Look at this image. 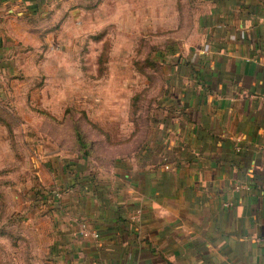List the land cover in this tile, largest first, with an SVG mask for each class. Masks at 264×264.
Wrapping results in <instances>:
<instances>
[{
	"label": "crops",
	"instance_id": "0c3cea01",
	"mask_svg": "<svg viewBox=\"0 0 264 264\" xmlns=\"http://www.w3.org/2000/svg\"><path fill=\"white\" fill-rule=\"evenodd\" d=\"M64 1L0 0V60L5 35ZM187 6L194 34L126 147L94 165L38 149L34 264H264V0Z\"/></svg>",
	"mask_w": 264,
	"mask_h": 264
},
{
	"label": "rangeland",
	"instance_id": "374dc122",
	"mask_svg": "<svg viewBox=\"0 0 264 264\" xmlns=\"http://www.w3.org/2000/svg\"><path fill=\"white\" fill-rule=\"evenodd\" d=\"M194 21L187 0H65L4 36L0 264L38 259V149L52 142L67 156L79 154L77 126L88 162L114 157L126 147L116 141L133 125L141 129L161 92L166 53L180 50Z\"/></svg>",
	"mask_w": 264,
	"mask_h": 264
},
{
	"label": "trees",
	"instance_id": "16d2710c",
	"mask_svg": "<svg viewBox=\"0 0 264 264\" xmlns=\"http://www.w3.org/2000/svg\"><path fill=\"white\" fill-rule=\"evenodd\" d=\"M74 135H75V140L77 142L76 152L87 157L89 155V152H90L88 150L89 145H88V142L85 139L82 131L77 126L74 128ZM100 157L101 156L98 157L97 161L100 164H105L107 161L106 158H102V160H101Z\"/></svg>",
	"mask_w": 264,
	"mask_h": 264
}]
</instances>
